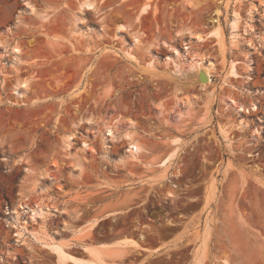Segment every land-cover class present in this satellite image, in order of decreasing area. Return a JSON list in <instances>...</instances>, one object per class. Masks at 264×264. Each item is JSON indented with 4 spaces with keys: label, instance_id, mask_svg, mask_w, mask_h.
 Wrapping results in <instances>:
<instances>
[{
    "label": "rangeland",
    "instance_id": "rangeland-1",
    "mask_svg": "<svg viewBox=\"0 0 264 264\" xmlns=\"http://www.w3.org/2000/svg\"><path fill=\"white\" fill-rule=\"evenodd\" d=\"M82 1L0 0V264H264V0Z\"/></svg>",
    "mask_w": 264,
    "mask_h": 264
},
{
    "label": "bare ground",
    "instance_id": "bare-ground-1",
    "mask_svg": "<svg viewBox=\"0 0 264 264\" xmlns=\"http://www.w3.org/2000/svg\"><path fill=\"white\" fill-rule=\"evenodd\" d=\"M27 3V2H26ZM92 3L91 2H88V0H83L82 2H80V5H79V7H81V8H83V7H88V8H90V7H92ZM146 6H143L142 8H141V13L142 12H145L146 11ZM236 21H237V19L236 20H234L233 21V25H234V27H235V24H236ZM3 33H5V32H3ZM8 33V32H7ZM11 34V33H10ZM9 34V35H10ZM5 36H7L8 37V34H6L5 33ZM210 36V35H209ZM218 37V36H217ZM198 38V40H205V38L204 37H202V36H198L197 37ZM1 42H2V40H1V36H0V44H1ZM12 50H13V52H15L16 54H20L21 53V49H20V47L19 46H17V44H14V46H12ZM195 62H196V65L199 67V68H201L202 70L201 71H203L204 72V74H205V76L208 78L207 79V81L209 80V71H208V68L210 67V66H212V62H203V59H199V60H195ZM236 63L237 62H235V61H231L230 62V73L231 74H236V72H235V65H236ZM19 85L20 86H24V85H26V82L23 80V81H20V83H19ZM15 92L20 96V95H22V92H20L19 90H15ZM256 105L254 104V103H252V107H255ZM107 133L110 135V136H113L114 134H113V131H112V129L111 128H107ZM105 136V135H104ZM139 145L137 144V142H135L134 140H131L130 142H129V150L131 151V152H136V151H138L139 150ZM61 245V244H60ZM60 245L59 244H56L55 245V247H58V248H60ZM95 254H97V253H91V255L92 256H94ZM59 256L60 257H64V254H63V252H60V254H59ZM94 257H97V256H94ZM92 259H93V257H92ZM91 259V260H92ZM90 259H89V261H91ZM81 261V260H80ZM78 261L79 262V264H94L93 262H94V259H93V261H91V262H87L88 260H86V261ZM95 261H97V260H95Z\"/></svg>",
    "mask_w": 264,
    "mask_h": 264
},
{
    "label": "water",
    "instance_id": "water-1",
    "mask_svg": "<svg viewBox=\"0 0 264 264\" xmlns=\"http://www.w3.org/2000/svg\"><path fill=\"white\" fill-rule=\"evenodd\" d=\"M198 78L200 81H207V77L205 76L203 71H199L198 73ZM250 109H252V104L249 105ZM246 109V108H245ZM104 135L106 136L107 139L110 138V135L107 133V130L104 131ZM125 151L129 152V144L125 147Z\"/></svg>",
    "mask_w": 264,
    "mask_h": 264
}]
</instances>
